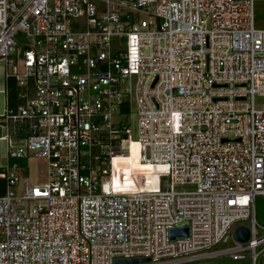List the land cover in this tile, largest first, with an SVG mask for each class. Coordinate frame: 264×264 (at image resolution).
<instances>
[{"label":"built area","instance_id":"obj_1","mask_svg":"<svg viewBox=\"0 0 264 264\" xmlns=\"http://www.w3.org/2000/svg\"><path fill=\"white\" fill-rule=\"evenodd\" d=\"M255 1L264 0H0V264H183L246 250L255 260L264 244L254 218L264 196ZM133 76L135 141L111 120L129 107ZM132 143L156 188L113 186L114 158ZM32 157L47 162L41 184L14 162ZM238 225L246 243L233 237ZM175 227L187 235L171 239Z\"/></svg>","mask_w":264,"mask_h":264},{"label":"rangeland","instance_id":"obj_2","mask_svg":"<svg viewBox=\"0 0 264 264\" xmlns=\"http://www.w3.org/2000/svg\"><path fill=\"white\" fill-rule=\"evenodd\" d=\"M131 16H133L131 14ZM135 16V15H134ZM139 18H145L146 15L143 13H138ZM254 25L256 28L264 29V1H255L254 3ZM21 42H25L24 36L19 39ZM134 83L135 77L130 78L126 84L127 87H130V96L125 97L126 104L129 105L128 108L124 109V113L117 112L115 113L111 120L117 122L122 121L123 124L128 125L130 129V138L132 141L137 139L136 136V103L134 99ZM130 103H129V101ZM259 100L256 99V103ZM3 98L0 99V114L3 113ZM0 117V163L3 162V156L5 154L6 141L2 137L6 134L5 124ZM128 158L121 159L113 164V173L118 174V187L120 191H131L141 189L142 184H149L154 186L153 179H156V173L154 167H146L145 169L141 168L140 163L138 162V149L137 146L128 144ZM14 162L18 165V170L29 177L31 184H41L46 181V172H47V162L44 158H21L15 159ZM3 165L5 162L2 163ZM194 185H176L175 190H192ZM16 194H19L23 190V184L19 183L16 188H13ZM254 218L257 223V233L261 234L264 228V196H257L254 200ZM246 222V221H245ZM233 242L229 241L228 243L221 245L219 247H226L232 245ZM264 247V244L258 245L256 251H258V261L264 256V250H261ZM261 250V251H260ZM260 251V252H259ZM250 250L243 252L245 257L239 260H231L226 257H220L214 259L216 264H251L249 254Z\"/></svg>","mask_w":264,"mask_h":264},{"label":"water","instance_id":"obj_3","mask_svg":"<svg viewBox=\"0 0 264 264\" xmlns=\"http://www.w3.org/2000/svg\"><path fill=\"white\" fill-rule=\"evenodd\" d=\"M186 235V227H175L169 231V236L171 239L176 237H184ZM249 235V229L245 225H238L233 231L234 239L240 243H246L249 239ZM147 262H149V258H116L114 259L113 264H143Z\"/></svg>","mask_w":264,"mask_h":264},{"label":"crops","instance_id":"obj_4","mask_svg":"<svg viewBox=\"0 0 264 264\" xmlns=\"http://www.w3.org/2000/svg\"><path fill=\"white\" fill-rule=\"evenodd\" d=\"M3 88H4V79H3V69H2V63L0 61V99L3 98V107L5 109V98H4V92H3ZM4 112V110H3ZM2 113L0 114V117H1ZM3 162H5L6 164V159H5V154L3 156ZM3 162L0 163V166H2ZM4 164V165H5ZM261 250H264V247L261 249ZM260 250V251H261ZM251 251V250H250ZM259 251V252H260ZM255 253L257 254L256 255V258L255 260L253 261L251 259V253L249 254V257H250V261H251V264H264V256L263 258L260 259V261H258V256H259V253L258 251H256L255 249ZM220 257H226V258H229L231 260H239V259H232L231 257H229L228 255H222V256H218V257H214V258H210V259H205V260H199V261H193V262H188V263H183V264H216L215 261H213L214 259H217V258H220ZM245 257V256H244ZM243 257V258H244ZM243 258H240V259H243Z\"/></svg>","mask_w":264,"mask_h":264},{"label":"trees","instance_id":"obj_5","mask_svg":"<svg viewBox=\"0 0 264 264\" xmlns=\"http://www.w3.org/2000/svg\"><path fill=\"white\" fill-rule=\"evenodd\" d=\"M18 91H19V89H18L17 85L15 84V82L9 81V83H8V96H9L8 100L9 101L8 102H9V106L11 108H15L18 105V102H19V99L17 97ZM126 151H127V153L125 155H122L121 159L128 158V147H127ZM119 190H120V188H119Z\"/></svg>","mask_w":264,"mask_h":264},{"label":"bare ground","instance_id":"obj_6","mask_svg":"<svg viewBox=\"0 0 264 264\" xmlns=\"http://www.w3.org/2000/svg\"><path fill=\"white\" fill-rule=\"evenodd\" d=\"M121 155H120V157L119 158H114V163L113 164H115L117 161H120L121 160ZM140 163V162H139ZM140 166H141V168H143V169H145L146 167H150L151 165L150 164H148V163H146V164H142V163H140ZM113 186L115 187V189H117V190H119V187H118V185H117V183H118V180H119V178H118V175H117V173H113ZM153 181H155V178L153 179ZM153 188H156L155 186H153Z\"/></svg>","mask_w":264,"mask_h":264}]
</instances>
